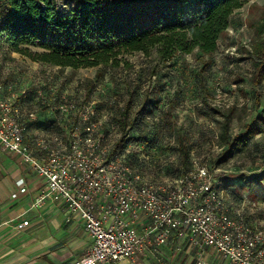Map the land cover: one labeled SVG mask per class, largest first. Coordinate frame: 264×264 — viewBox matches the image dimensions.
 <instances>
[{
    "label": "built area",
    "instance_id": "1",
    "mask_svg": "<svg viewBox=\"0 0 264 264\" xmlns=\"http://www.w3.org/2000/svg\"><path fill=\"white\" fill-rule=\"evenodd\" d=\"M47 89L34 92L30 110L22 102L27 93L0 87V154L20 157L35 174L31 209L52 208L91 238L66 264H167L165 254L183 245L195 253L193 264H207L210 251L229 264H264V229L248 221L245 205H237L219 178L218 165L200 161L193 150L188 167L182 165L174 136L165 133L152 147L133 140L123 148L120 127L106 107L113 95ZM40 111L54 117L45 119ZM139 111L146 122L167 112ZM29 195L27 181L17 180L12 199ZM32 225L24 220L20 228Z\"/></svg>",
    "mask_w": 264,
    "mask_h": 264
},
{
    "label": "trees",
    "instance_id": "2",
    "mask_svg": "<svg viewBox=\"0 0 264 264\" xmlns=\"http://www.w3.org/2000/svg\"><path fill=\"white\" fill-rule=\"evenodd\" d=\"M65 1L61 5L59 0H0V46L6 43L12 52L34 61L74 69L119 68L120 56L143 54L146 65L137 72V78L147 82L149 88L152 83L158 87L154 93L141 95L140 84L133 83L128 95L112 94L109 98L115 99L106 105L112 111L111 121L119 125L122 138L131 136L128 141L121 138L118 144H124L125 148L128 142L139 140L152 147L161 138L160 134L165 133L168 139L174 136V148L184 155L182 165L188 167L193 147L189 132L169 120L170 113L166 112L159 121L146 122L139 110L163 107L162 100L167 99H159L158 94L166 92L167 79L177 75L180 82L175 88L171 87L178 98L190 92L197 98L206 96L211 90L210 66L220 41L231 25L233 14L251 0ZM254 36L255 44L246 52L255 74L252 86L260 87L264 80V21ZM31 46L42 51L32 53ZM186 55H191L193 62H188ZM178 56H184L181 69L168 73L167 69L175 67L172 62ZM97 78L102 82L104 75ZM174 106L170 101L169 108L174 109ZM208 106L214 113L213 118L217 114L224 116L219 141L226 147V156L216 162L217 165L246 151L254 135L264 131V107L262 114L255 117L244 132L232 136L231 118L219 108L209 103ZM167 141L166 147L173 148ZM255 177L253 180L260 182L264 174ZM226 188L234 195L228 186Z\"/></svg>",
    "mask_w": 264,
    "mask_h": 264
},
{
    "label": "rangeland",
    "instance_id": "3",
    "mask_svg": "<svg viewBox=\"0 0 264 264\" xmlns=\"http://www.w3.org/2000/svg\"><path fill=\"white\" fill-rule=\"evenodd\" d=\"M59 1L61 5L66 3L65 0ZM263 21L264 0H251L233 14L231 25L223 40L220 41V48L214 55L213 64L210 66L213 75L210 78L211 90L206 96L197 98V95L190 92L186 94V97L179 96L178 98V94L174 93V88L180 82L178 75L175 76L176 78L167 79L165 83L167 91L158 94L159 99H167L162 100L163 107L160 109L167 110V113H170L169 120L178 123L184 131L189 132L190 143L193 145L192 150L196 157L204 163L208 162L209 165H217L216 162L221 158L224 159L226 147L221 146L219 141L224 116L217 114L216 118H213L214 113L208 103L212 107L219 108L222 113L231 118L230 133L232 136L244 132L245 127L255 117L262 114L264 80L260 87L252 86L255 74L248 58L249 53L246 51L255 44V30ZM41 51L31 46L32 53ZM239 57L248 59L239 61ZM119 59L122 61L119 68L100 66L74 69L34 61L12 52L6 43H2L0 46V87L2 86L8 93H27L29 97L22 102L30 110L35 109L31 100L34 92L37 89L48 91V85L57 87L59 91L93 93L95 98L112 94L128 95L127 91L134 87L133 83L140 84L141 95L148 92L154 93L157 90L155 83H152L149 88L147 82L143 83L137 78V72L146 65V58L143 54L133 53L120 56ZM183 59L184 56L176 57L172 62L175 67L167 69L168 73L178 72ZM186 60L193 62L191 55H186ZM100 74L104 75L102 82L97 78ZM170 101L176 105L174 109L169 108ZM40 115L45 119L54 117L52 113L44 111H40ZM182 159L184 160V155ZM218 166L221 169L219 178L223 179L225 187L228 186L234 192L233 196L236 197L237 205H245L248 221L264 229V178L260 182L253 180L256 178L255 175L264 174V131L254 135L246 151L225 159V162ZM5 213L3 212L0 217L5 216ZM8 233L5 237L9 238L0 241V259L8 254L28 253L32 242L27 237L31 235L17 230ZM81 234H72L67 242L47 245L46 249L41 252L45 254L27 255L23 264H66L70 262L75 252H80L86 247V243L82 241L85 238L82 239ZM165 255L169 258L167 264L194 263L195 253L184 245L181 251L168 252ZM147 264H155V260ZM207 264L229 263L220 254L210 251L207 255Z\"/></svg>",
    "mask_w": 264,
    "mask_h": 264
},
{
    "label": "crops",
    "instance_id": "4",
    "mask_svg": "<svg viewBox=\"0 0 264 264\" xmlns=\"http://www.w3.org/2000/svg\"><path fill=\"white\" fill-rule=\"evenodd\" d=\"M22 178L29 185L30 195L14 200L12 194L16 190V182ZM37 182L35 174L22 165L20 157L0 154V215L6 212L5 216L0 217V241L9 238L5 237L9 234L8 232L17 230L31 235L27 238L32 242L28 253L8 254L0 259V264H23L27 255L45 254L41 252L46 249L47 245L67 242L72 234L83 233L81 234L82 239L85 238V240L82 241L86 243L85 249L75 252L72 258H78L92 244L91 238L81 224H67L64 215L56 216L53 209L49 207L31 209L32 200L37 196ZM24 220H31L33 225L29 228H20Z\"/></svg>",
    "mask_w": 264,
    "mask_h": 264
}]
</instances>
